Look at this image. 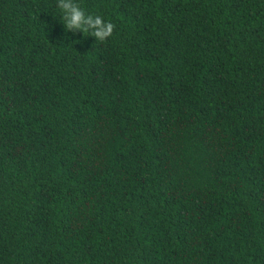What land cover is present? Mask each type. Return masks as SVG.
I'll use <instances>...</instances> for the list:
<instances>
[{
  "label": "trees",
  "instance_id": "obj_1",
  "mask_svg": "<svg viewBox=\"0 0 264 264\" xmlns=\"http://www.w3.org/2000/svg\"><path fill=\"white\" fill-rule=\"evenodd\" d=\"M0 0V264H264V0Z\"/></svg>",
  "mask_w": 264,
  "mask_h": 264
},
{
  "label": "clouds",
  "instance_id": "obj_2",
  "mask_svg": "<svg viewBox=\"0 0 264 264\" xmlns=\"http://www.w3.org/2000/svg\"><path fill=\"white\" fill-rule=\"evenodd\" d=\"M56 8L66 31L91 35L103 43L113 36L115 25L100 15L86 13L76 0H56Z\"/></svg>",
  "mask_w": 264,
  "mask_h": 264
}]
</instances>
